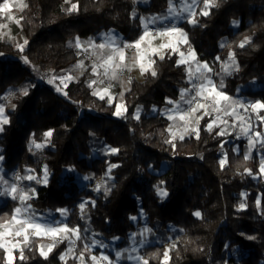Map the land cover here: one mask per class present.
Here are the masks:
<instances>
[{
	"label": "trees",
	"instance_id": "trees-1",
	"mask_svg": "<svg viewBox=\"0 0 264 264\" xmlns=\"http://www.w3.org/2000/svg\"><path fill=\"white\" fill-rule=\"evenodd\" d=\"M25 2L28 7L21 19L28 41L25 49L0 39V98L10 90L15 93L11 97L15 109L7 113L10 123L0 132V156L10 175L16 169L20 177L31 171L42 181L47 166L48 183H31L38 187L30 201L32 209L37 213L66 209L70 227L79 225L83 236L99 241L118 238L120 249L130 245V235L136 231L131 217L141 213L154 230L179 229L175 247L159 241L140 249L148 264H264V176L259 174L264 148L260 146L244 160L243 141L237 152L230 136L216 135L220 128L205 130L213 114L199 121V139H170L171 120L161 114L162 108L172 105L168 100L178 101L181 89L191 88L187 64L177 65L180 52L189 45L201 61L220 71L214 78L218 89L223 80L220 90L231 97L264 101V0H217L219 6L209 8L208 16L199 14L201 3L194 17L197 23L183 26L188 44L172 46L162 60L155 57V77L149 71L142 82L131 78L124 96L126 112L120 117L114 115L115 102L93 95L90 70L63 89L57 82L49 83L46 73L57 75L78 63L80 51L70 46L76 37L95 38L115 29L129 42L138 40L145 30L141 18L167 11L169 0H148L147 4L136 0ZM72 4L78 9L69 14ZM245 37L250 43L241 48L238 45ZM229 52L235 53L239 66L231 75L221 70ZM24 88L26 96L20 91ZM260 123L264 136V121ZM50 130L52 135L45 137ZM94 137L118 151L94 156ZM110 165L116 167L109 172ZM109 174L113 179H106ZM83 176L105 182L93 191L79 185L77 178ZM27 181H22L26 187ZM157 186L168 195L158 196ZM104 187L111 188L107 195ZM84 201H95V206L88 203L82 212L79 205ZM241 203L246 207L240 209ZM17 206L12 198L0 204V224L11 219ZM197 211L200 217L193 214ZM31 246V251L24 249V260L16 252L13 264H81L78 254L60 259L68 249L67 241L56 244L47 259L39 255L37 240ZM111 255L113 264H118L115 254ZM0 264H6L4 249H0Z\"/></svg>",
	"mask_w": 264,
	"mask_h": 264
},
{
	"label": "snow or ice",
	"instance_id": "snow-or-ice-1",
	"mask_svg": "<svg viewBox=\"0 0 264 264\" xmlns=\"http://www.w3.org/2000/svg\"><path fill=\"white\" fill-rule=\"evenodd\" d=\"M66 3L69 2V0H65ZM203 4V8L200 11V15L208 16L210 13L208 11L211 7H218L219 4L217 0H201ZM12 0H3L2 3H0V14L6 15L7 19L9 20H15V17L11 15L12 7H13ZM197 6V0H191V3L186 4L185 7L181 9V11H186L189 13V23L195 24L197 21L194 19V17L197 15L195 11V7ZM15 7L19 8L20 11H23L25 8L28 7L26 3L23 2V0H20L18 4L15 5ZM78 9L77 4H72L69 9H67L68 13L70 14L72 11H75ZM169 13L179 15V13H176L173 8V0H169ZM135 15V13H133ZM20 19H23L21 17ZM157 19H160L159 17H153L151 18L148 23H154ZM17 24L20 23L19 20H15ZM141 23L145 25V28L147 29V24L145 23L144 18H141ZM238 21H233L234 25H238ZM0 27H6V25H0ZM175 32H179L182 36L185 37L184 43L187 44L188 41L186 39V33H184L183 29L176 28L175 25H172L171 27H166L163 29H159L155 32V35H171ZM149 35V32L146 30L143 35L139 37L137 41H134L132 44L125 43L122 47L116 42V39L111 34H104L102 37V42L97 44L95 41L90 40L88 41V47H85L79 37L75 38V47L82 49L83 52L89 53V48L91 49V52L88 54L89 59H92L93 57L95 59H92V65H91V73L97 77V79L91 80L89 82V87H92L93 85L97 84L98 82L100 84L105 83V79L108 81L116 80L119 78V75L121 72L127 68L129 71H131V67H129L127 64H125V49L132 47L136 50H139L141 47V42L144 41L145 37ZM28 43L27 40L24 41L23 45L18 44L17 47L23 51L24 45ZM250 43V38L245 37L243 41L240 42L238 45L239 47L243 48L245 44ZM70 46H72L70 44ZM160 48L165 47H171V45H165L160 44ZM221 47H225L224 44H221ZM189 54L192 55V58L195 59L194 51L191 50V45H189ZM81 53L78 52L77 55H80ZM184 54L181 53V56ZM25 63H29L27 60V57H22ZM134 57V62H135ZM160 59H164V56L161 55ZM220 58L217 57V60ZM154 63V61H153ZM186 63L183 59L177 61V65ZM76 67L78 68H84V61L80 60L78 61ZM221 70L225 72L228 75L232 74V71H238L239 66L236 64L235 61V53L229 52L228 60L221 63ZM140 71L141 75L144 74L147 69L144 67L143 64L140 65ZM209 74H216L219 73H213V68L210 67L207 62H203L201 64L200 62H197L196 68L193 70L191 68V65H189V83L192 85L191 89H181V100L180 102H183L184 104L188 105L186 109L180 108V102H174L171 100H168L167 102L169 104H173L174 108L169 110L168 119L173 120L174 116L171 114L172 112H175L179 114V120L183 121L182 124L179 125V127H182L185 129V134L188 135H195L197 139H199V130L198 128H192V131L189 132V126L190 125H198L199 121L203 119L205 115H210L211 113L207 111V107L210 106L211 110L216 111L217 113L222 112L224 116H232L234 114L239 115L235 112L236 108L244 109L245 112L248 111L250 108L253 112H256L257 110L264 111V101H254L250 104H246L244 101L239 99H234L233 97L229 96L226 92L220 90L223 88V80L220 81V88H216L214 85L211 76ZM151 75L155 77L157 75L155 70L151 71ZM103 77V78H100ZM56 79V77H53V79H50L48 82L53 83V81ZM61 82L63 83L65 79L71 80L75 79V77L68 75L66 78L61 77L59 78ZM111 88V83L108 84V87L99 89V91L94 90L93 95H98L99 92H103L105 94L109 93V89ZM22 95H28V89L24 88L21 89ZM57 91H61L59 87H57ZM207 91V95H205V92ZM190 94V95H189ZM10 96L15 95V93H9ZM64 95H67L64 93ZM122 96L123 93H120ZM186 95H188L189 98L186 99ZM200 98L199 100L197 98ZM100 99H104V95H100ZM111 99L108 100V103L111 104ZM12 109H15V105H11ZM121 107L122 105L117 104L116 105V111L114 115L120 116L121 113ZM199 110H205L202 115L195 116L193 119V114L197 113ZM135 118H139V114L137 112V115ZM217 119H219V115L217 116ZM250 119V118H249ZM262 121H264V116L260 117ZM9 118L6 114V106L3 103H0V132L4 131V125L9 124ZM221 123L228 124L227 120H222ZM215 124V120L207 123L206 125V131L211 132L213 129V126ZM241 124H243V118H241ZM173 125H169L168 131L171 132ZM225 134L224 129H221L219 132L216 133L217 136H223ZM45 137H50L52 135V131H48L44 133ZM244 135H248V130H244ZM261 134L259 132L256 133V136H260ZM175 138V137H173ZM239 138V137H237ZM180 140L184 139V135L179 136ZM166 143H171V140L165 141ZM34 143V141H33ZM261 148H264V138H262L259 141ZM249 145L250 148L254 147L253 144V137L249 136ZM173 148H175V145H172ZM37 148L41 147V145L37 144ZM221 149H223V143L221 144ZM111 152L115 153L118 151V149L112 148L110 149ZM234 151H238V148L234 149ZM222 159H220L219 164L221 168H223L226 159H227V153H223ZM249 154L244 155V160H248ZM3 157L0 156V160H2ZM116 167V165H110L109 172L111 171V168ZM245 172H247L249 175H253L251 169H245ZM259 174L264 175V158L261 159L260 162V168H259ZM255 178V177H254ZM17 180H23L27 179L29 181L36 180L37 183H40L41 181L38 180L35 176L29 175L27 177H16ZM85 179H88V177H85ZM0 181H2L4 184L8 185L9 181L7 179H4L3 177H0ZM43 183H47V166L44 168V179L42 181ZM164 182L162 181L161 184ZM101 185H97L96 190L99 191ZM111 191V188L104 187V193L105 195L108 194V192ZM157 195L161 198L167 196V191L163 189L162 187L157 186ZM3 195H10L13 200H16L18 202V206L14 208L13 214L11 216V220L6 222L9 225V228L11 229L10 233L0 232V249H4V252L6 253V264H13L14 257L12 255L13 250L17 247L18 244H23V247L19 249V256L21 260L26 259L24 255V249L27 248L29 251L32 250V246L30 244V237H40L41 235H48L52 237H59L60 239H68L71 236H75L77 240L82 239L80 227L79 225H76L75 227H70L67 223H64L62 221H55L52 223H41L40 220L35 216V213L32 211V205L30 201L35 196V189L29 188L25 186H21L17 183H11L8 188L5 189L4 193H0ZM241 195H246L242 193ZM91 203V205L95 206V201H84L79 205V208L83 212L85 209L86 204ZM259 199L257 200V205L259 206ZM246 205L244 203H241L239 205L240 209L245 208ZM58 211L61 213L62 216H66L67 210L66 209H58ZM195 216L200 217L201 213L199 211L193 213ZM132 220H136V217H131ZM4 227V224H0V228ZM86 231V230H85ZM150 229H145L144 232H150ZM144 232H141L139 235L143 236ZM11 235L15 238V243L12 241H8L6 244L4 242V238L6 235ZM137 234H133L132 239L135 243V237ZM22 238V239H20ZM118 239V238H114ZM249 239H254V237H249ZM57 242H60L57 240ZM143 243V241H141ZM71 244H74V241H71ZM100 247H106V245H102L99 241H93L91 245L84 244L83 250L79 252L78 259H80L81 264H84V254L85 252H91V249L95 246ZM54 245L49 244L47 245V251H45V246L40 245L39 246V255L43 257L44 259L48 258L49 253L53 250ZM175 247V245H173ZM135 250V249H134ZM73 251V248L70 246L68 249V252L71 253ZM123 253L117 252L116 253V259L119 260ZM65 254H62L60 256L61 260H64ZM129 259H132L133 257H128ZM164 258L165 260L168 259V250L164 252ZM90 259L92 261H98L102 259L103 261H107L108 264H113V262L109 259L107 255L101 254V257H97L96 255H91ZM136 259L140 260L142 264H148V260L143 259L142 257H136Z\"/></svg>",
	"mask_w": 264,
	"mask_h": 264
},
{
	"label": "rangeland",
	"instance_id": "rangeland-1",
	"mask_svg": "<svg viewBox=\"0 0 264 264\" xmlns=\"http://www.w3.org/2000/svg\"><path fill=\"white\" fill-rule=\"evenodd\" d=\"M19 2H20V0H12V3L14 6L12 7V12H11V15L13 17H15V20L20 21L19 24H17L15 22V20L7 19L6 15L0 14V25H6V27H0V39L12 43L16 48H18L17 47L18 44L23 45L24 41H25V38L23 37V33H22L21 19H20L22 17V11H20L19 8L15 7V5L18 4ZM23 2L26 3L25 0H23ZM208 11H209V9H208ZM26 45H24L23 49H25ZM218 72H220V71H218ZM46 78L48 79V81L51 79L50 73L49 74L46 73ZM211 79L215 85V82H214L215 80H213V78H211ZM109 83H111V86H114L113 82L109 81L108 84ZM57 84L60 87V84L59 83H57ZM256 86H257V84H251V87H256ZM216 88H217V86H216ZM9 93H14V91L10 90L3 97L0 98V103L5 104V106H6V114L8 113V109L12 108L11 105L14 104L11 102L12 96H10ZM205 95H207V91L205 92ZM187 98H189L188 95H186V99ZM197 99L199 100L200 98L198 97ZM234 99H237V98H234ZM239 100L244 101L246 104L251 103V101H245L243 98H240ZM187 107H188V105H186V104H183V105L180 104L181 109H186ZM173 108H174V105H170L169 108H167L166 110L169 111L170 109H173ZM206 110L214 115L213 120H215V124H214L213 128H220V130L224 129V131H225L224 135H226L228 137L230 136V140H232L233 142L236 143V148H238V151L241 150V142L240 141L244 142L243 143L244 150H246V153L249 155L261 146L259 141L262 138H264V136H263V131L261 130V123L260 122L262 120L260 119V117L263 116L262 112H264V111L257 110L256 112H253L249 108L248 111L245 112L244 109L237 107L235 112L238 113L239 115L234 114L232 116H224L222 112L217 113L216 111L211 110L210 106L207 107ZM204 111L205 110H199L197 113L193 114V119L195 118V116L202 115ZM125 112H126V106L124 104L121 107V113L122 114L120 116H122ZM168 114H169V112H167V115ZM171 114L174 116V119L171 120V125H173L171 132H170V133H172V136L170 137L171 139H174L173 137L176 138V136H177V138H179L180 135H184V137L195 136V135L185 134V129L182 127H179V125L183 123V121L179 120V114H177L175 112H172ZM218 115H219V119H217ZM120 116H118V117H120ZM241 118H243V124H241ZM222 120H227L228 124L221 123ZM198 125H195V124L190 125L188 131L191 132L192 128H198ZM245 129L248 130L247 136L244 135ZM176 132L178 135H174V134H176ZM257 132H259L261 134L259 137L256 136ZM249 136L253 137V144L255 145L254 147H251V148L249 145ZM237 137H239V138H237ZM91 145L93 148L94 156H97V157L104 156V155L109 156L110 154H113V152L110 151V149H111L110 147L106 146L101 140H98L95 137L92 139ZM164 166H165V164H164ZM113 168H115V167H113ZM16 170H18V169H16ZM15 171L12 173V175L6 174L5 173L6 171L3 167V163L0 160V177H3L4 179H7L9 181L8 185H6L2 181H0V193H4L5 189L8 188L11 183H17V184H20L21 186L26 187V185L22 182L23 180H17L16 179L17 176H20V171L18 170L16 176H15V174H16ZM29 175L35 176V174H33L31 171H28V173L26 174L25 177H27ZM85 177H87V176L77 178L79 185L82 187H91L93 191H97L96 187L98 184L102 185L105 182V179H100L98 181L92 182L90 177H88V179H85ZM49 178H50V175L47 172V183L49 181ZM108 178L113 179V176L109 174L106 179L108 180ZM43 179H44V176L42 178V181H43ZM42 181H41L42 185L47 184V183L46 184L43 183ZM27 182H28L29 188L35 189V195H36V191H37L38 187L31 184L33 182V180L32 181L28 180ZM9 198H11L10 195L0 194V204ZM32 211L35 213V216L40 220L41 223H52L55 221H62L64 223H66V220L68 217V212H67L66 216H62L58 210L55 212H48L47 214L44 212V213H42V215L38 214L33 209H32ZM136 218L137 219L134 220L136 223V231L130 235V245L125 247V248H122V249L118 248L119 242L121 241L120 239H114L111 242H105V241H99L98 239H96L94 237L93 238L85 237L82 234H81L82 239H80V240H77L75 238V236H71L68 239H60L59 237H52V236H48V235H41L40 237H30V244H32L33 242H35L37 240V243L39 244V246L44 245L45 251H47V245L53 244L55 246L58 243H61L63 241H67L68 242V249L71 246L73 248V251L71 253H69L68 249H67V251L65 253V258L67 256L72 255V254H78L79 255V252L83 250L84 244L91 245L94 240L99 241L102 245H106V247H100L98 245V246L93 247L91 249L90 253L85 252L84 264H108L107 261H103L102 259L94 262L90 259V256L96 255L97 257H101V254L107 255L109 257V259L113 262V257L111 254L114 253L116 256V253L118 251L123 253L121 258L119 259L118 264H122L123 262L138 263L140 260L136 259V257H141L139 251L142 247H144L150 243L159 242V241H164L168 247L175 244L177 236L180 233L179 229H177L173 226H170L168 230H161V229L154 230L151 226H149L147 224L146 217L143 215V213H141L140 216H136ZM140 218H141L142 222L144 221V224H142V225H141V222L139 223ZM145 229H150L151 231L150 232H144ZM10 231H11V229L9 228V225L7 223L4 224V227L0 228V232L10 233ZM141 232H144L143 236L139 235ZM134 233L137 234L135 237V243L133 242V239H132V236ZM20 239H22V238H20ZM57 240H59L60 242H57ZM8 241H12L13 243H15V238L12 237L10 234L6 235L4 238V242L7 244ZM71 241H74V244H71ZM141 241H143V243H141ZM21 247H23L22 243L18 244L17 247L13 250L12 255L14 257V260H15V253L18 252ZM128 257H133V258L129 259ZM78 260L80 261V259H78ZM80 263H81V261H80Z\"/></svg>",
	"mask_w": 264,
	"mask_h": 264
},
{
	"label": "crops",
	"instance_id": "crops-1",
	"mask_svg": "<svg viewBox=\"0 0 264 264\" xmlns=\"http://www.w3.org/2000/svg\"><path fill=\"white\" fill-rule=\"evenodd\" d=\"M136 2H138L140 4H147L148 0H136ZM188 3H191V0L173 1V8H174L176 13H179V15L169 13V9H168L165 12H162L160 14H155L151 17L144 19L145 23L147 24V29L145 28L144 32L147 30L149 32V35L146 36L144 41L141 42V47L139 50H136L132 47L125 49V64H127L129 67H131V71H129L127 68H125L121 72V74L119 75L118 79L111 80V82L114 83V86H111L108 94H105L103 92H99V94L96 96L100 97V95H104L106 99H108V100L111 99V101H112L111 103L115 102L116 104L124 105V96H125V93L129 90V88L131 86V78H134L140 82L144 81L146 74L149 71H152V69H153V61L155 60V57L160 58L161 55H163L165 57L166 53L168 52V50L172 46L181 47V46L188 44V43L187 44L184 43L185 37L182 36L179 32H175L171 35L161 36V35H155V33L148 30V27H150V26L156 27L159 30V29H163V28L171 27L172 25H175L176 28L183 29L184 33H186V30L183 26L185 23H187L189 21V13L186 11H181V9L183 7H185L186 4H188ZM201 3H202L201 0H197V6L195 7L196 12H197ZM153 17H159L160 19H157L154 23H148V21ZM104 34H111L116 39V42L121 47L125 43H127V44L133 43V42L127 41L125 39L124 35L115 29H111L108 31H102L97 37L91 38V40H93V41H95V43L99 44L102 42V37L104 36ZM186 39L189 42L188 35H186ZM89 40L90 39H80L81 43L85 47H88V41ZM162 43L165 45H171V47L160 48L159 45ZM74 45H75V40H73V42H72L73 47H75ZM75 48H77V47H75ZM77 49L81 53L80 54V57H81L80 60L84 61V68H78V67H76V65H77L76 64L75 66L71 67L67 71L59 73L57 75H51V79H53V77H56L54 82L59 83L60 87L64 86L63 88H66L67 85L74 80V79H71V80L65 79L64 82L62 83L61 80L59 79L61 77L66 78L68 75H71V76L75 77V79H76V78L83 76L87 70H90V72H91L92 59L87 58L85 52H83L82 49H79V48H77ZM191 50H193V49H191ZM189 51L190 50L188 49L187 51L182 50L180 52V60L183 59L184 61H186V63H183V64H187L188 74H189V65H191V68L194 70L196 68L197 62H200L201 64H203V62H204L198 58L195 50H193L194 54H195V59L192 58V55L189 54ZM89 52H91L90 48H89ZM181 53H183L184 55L181 56ZM134 57L136 58L135 62H134ZM93 59H95V58H93ZM141 64H143L144 67L147 69V71H145L143 75H141V71H140V65ZM208 65L210 66V64H208ZM213 73H219V72L213 71ZM209 75L211 76V78H213V80H215L214 78H215L216 74H209ZM100 78H103V77H100ZM94 79H97V77L92 74L91 80H94ZM108 82L109 81L107 79H105L104 84H100L98 82L97 84L93 85L92 86L93 91L94 90L99 91V89L108 87ZM215 86H216V83H215ZM191 87H192V85H191ZM189 89H191V88H189ZM120 93H123V95L121 96ZM180 100H181V96H180L179 100L176 102H180ZM180 104L183 105L184 103L180 102ZM167 108H169V106L162 108L161 114L165 115L168 118L167 112H169V111L166 110ZM12 110H13L12 108L8 109V111H12ZM155 111H157V109H155ZM174 135H178L177 132ZM171 136H172V133L169 132V137H171ZM176 138H177V136H176ZM176 138H174V139H176ZM1 161L3 163V159ZM45 213L47 214L48 212H45ZM38 214L42 215V213H38ZM142 224H144V221L142 222V220H141V225Z\"/></svg>",
	"mask_w": 264,
	"mask_h": 264
},
{
	"label": "built area",
	"instance_id": "built-area-1",
	"mask_svg": "<svg viewBox=\"0 0 264 264\" xmlns=\"http://www.w3.org/2000/svg\"><path fill=\"white\" fill-rule=\"evenodd\" d=\"M148 30H150L151 32H153V33H155L157 30H158V28H156V27H148ZM86 54V56L89 54V53H85ZM88 57V56H87ZM16 172V174H15V176L17 175V172H18V170H16L15 171Z\"/></svg>",
	"mask_w": 264,
	"mask_h": 264
}]
</instances>
